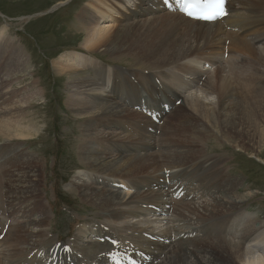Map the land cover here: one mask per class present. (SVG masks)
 Masks as SVG:
<instances>
[{
	"label": "bare ground",
	"instance_id": "6f19581e",
	"mask_svg": "<svg viewBox=\"0 0 264 264\" xmlns=\"http://www.w3.org/2000/svg\"><path fill=\"white\" fill-rule=\"evenodd\" d=\"M67 1L71 2L72 0ZM126 1L90 0L85 5L78 17L79 22L76 23L77 30L73 31L74 35L84 38L83 51L89 55L102 51L112 55L128 53L127 56H129L138 53V50L153 46L159 52V55L155 56L158 58L157 62L143 67L148 70L151 68L152 70H163L191 57L192 59L197 57L198 60L206 59L212 64L222 62L221 59L219 61V55L225 52V50L223 51L224 41L231 36L233 42L231 44L236 48L233 51L242 53L243 57L248 56L249 61L244 59H242L244 60L242 63L238 61L239 65L234 66L235 68L230 67L228 69L223 65L218 68L215 76L217 96H215L213 87L202 88L200 90L203 94L202 97L198 95V92L194 94L190 92L188 97H183L185 93L177 90L178 88L167 85L168 83L161 84L160 80L165 81L168 77V71H162L159 76H156L158 79H143L137 82V85L134 80V78L136 79L135 76L116 72L117 75L114 72L117 76L119 74L123 76V80L120 78V82H123L121 85L117 82L110 84L112 78L107 80L108 77L106 76L108 75L107 68L110 65L103 64L92 55L93 58L86 53L77 52L75 55L63 56L64 60L60 59L55 63L57 78H66V83L71 90L70 94L73 93L76 96L72 100L73 112L85 123V126L81 128V135L84 139L83 144L80 145L82 165L89 171L99 174L97 175L98 180L94 181L95 183H86L82 178H79L77 183V192L89 202L88 204L99 208L102 211L99 216L106 219V222L101 223L96 230L90 228V235L96 234L95 237L99 236L104 243L111 241L115 243L111 242L109 252L104 254L103 258L99 257L97 262L108 264L113 260L117 264L121 261H124L125 264H132V262L134 264H156L157 260L160 259L157 264H227L228 260L236 264H264V222L254 217L243 216L241 206L247 200L243 196L234 195L235 191L241 188L242 183L237 179L229 178L228 171H225L224 166H221L214 158L210 159V156H206L207 159L202 156L208 142L206 137H208L209 131L216 128L221 133L219 129L221 120L230 135L235 138L240 135L245 144L254 150L252 157L264 162V159L260 157V154L264 153V132L263 130L259 132L249 122V111L258 112L264 118V106L250 107L248 101L252 91L259 93L264 91V81L253 82V77L249 76L247 79V77L237 76L246 73V68L258 66L260 70L264 69V50L260 51L255 47V44L264 43V34L259 33L261 35L248 42L239 38L238 32H226L228 27L233 29V27L245 26L251 31L255 29L256 25L250 17H252L251 14H264V0H236L240 4L239 9L244 10L246 18L239 13L240 15L233 17L234 20L231 23L230 20L228 21L229 24H224V22L230 17L232 11L230 10V2L234 0L229 1L227 17L214 23H203L187 18L178 11L177 0H163L162 5H158L159 1L157 0H140L139 3L137 0L135 8L126 6ZM65 3L60 1L57 6ZM148 16L153 18L146 19ZM253 32L256 31L253 30L251 33ZM176 43L178 45L174 47L173 44ZM169 45V48L161 52ZM7 48H10L9 41L5 40V43L0 44V86L5 77L2 75L6 72L12 77L14 74L27 71L26 66L28 64L26 60L22 61V50L16 48L9 50ZM78 53L82 55H77ZM200 63L198 62V64ZM85 71L92 72L93 76ZM257 72L262 74L260 71ZM116 77L115 79H117ZM172 77L182 83L183 86H188V82H185L184 79L175 75ZM233 79L235 83L240 84L241 94L234 85ZM127 85L134 86L128 88ZM232 86L235 88L234 93H232ZM119 87L125 88L126 98L135 102L136 106L141 107L148 102L144 105L145 109H143L144 106L140 108L146 115H140L137 111L129 110L126 107L129 104L125 108L119 105ZM142 92H146L147 95L142 94L139 98L135 96ZM161 92L165 97L161 100L160 106L164 105V108L159 114H155L156 110L153 108L158 107V104H149L156 101L155 95ZM238 95L242 97L243 103L238 102ZM77 96L80 98L77 99ZM213 96L217 99L216 102L209 101V98L211 99ZM1 99L0 96V141L3 142L1 145L3 148L0 149V161L3 160V163L0 164V203L3 202V208L0 206V241L6 245L5 254L18 251L15 252L18 260L16 264H43L45 262H47L45 264H86L84 262L87 255L83 256L81 253H75L81 254V259L75 256L68 262L61 259L67 256L71 257L73 251L57 245L56 240L59 237L56 236V240L52 239L49 236L50 230L47 229V225L38 222L41 218L34 219L35 215L46 210L39 192L40 161L37 156L28 154L24 144L18 142L31 141L38 133L33 126L25 128L21 126L22 122L9 118L17 108H11L4 112L1 107ZM173 99L182 101V108L186 115L192 113L199 115L205 119L206 123L207 121L210 123L211 129L203 124L191 127L186 142L181 136V131L184 130L186 123L176 124L173 125L172 130L174 132L172 133L177 135L179 140L174 141V135L161 129L158 141L154 145L153 142L144 139L145 133H150L149 128L156 127L152 126L149 121L150 118L148 117V119L147 116L149 114L151 118L160 116L164 113L165 106H170L167 101L171 102ZM203 100H207V102ZM205 103H208L207 108L209 110H206ZM258 103L260 101H254V104ZM178 109L180 110V107ZM237 109L241 112H237ZM17 110L21 111L22 109ZM222 115L227 120L222 119ZM173 116L176 117L177 114L175 113ZM139 118H144L145 122L134 124L135 121L140 120ZM162 119L169 124L168 121L171 118L169 115L165 118L162 117L161 121ZM238 121H240V127H238ZM123 122L131 123L133 134L136 136L132 142L135 143L124 141L117 143L113 133L107 135L99 130L103 125L113 130L118 128L122 130L124 126L122 127L120 124ZM142 126L145 128H140ZM221 135L225 137L223 133ZM225 139L227 138L225 137ZM216 141L218 142V139ZM236 148L240 151H242L241 149L244 150L239 145ZM246 151L249 152V149ZM161 168H166L170 172L175 169L178 171L168 172L169 174L163 173L164 171L159 173ZM157 172L158 175H152L157 174ZM146 174L150 175L144 176ZM174 178L180 179L176 186H184V189L195 184V189L205 193L210 200L201 203L198 207H193L190 204H185L190 197L192 198L191 201L196 199L194 194H179L177 196L178 201L173 198L174 201L179 202L173 206L175 207L173 218L176 216L175 222L179 224H174L161 236L156 231H150L151 228L143 226L140 221L132 222L145 213L147 215L153 213L169 214L168 208L171 205L172 197L169 198L170 193L168 191L163 192L162 189L165 188L168 179L173 180ZM108 179L129 182L112 186L113 181L111 180L112 182L109 183ZM139 180H143V182H138ZM4 184L7 185L6 191H3ZM153 187L157 190H153ZM125 188L130 191L123 192L122 189ZM133 188L136 191L133 190L135 192L130 193ZM180 191L185 190L180 188ZM38 204L40 205L36 209ZM22 206H26L27 210L22 215H18L16 210L19 211ZM145 206L151 209L147 208V210ZM198 208L201 210L199 211ZM236 210L239 213H233ZM183 211L196 214V220H199L200 223L213 219L234 218L231 221L219 222L215 225L214 230L224 234V237L220 235L221 239L215 240L219 243L214 244V246H207L205 249L198 247L196 252L191 253L189 250L186 251L188 247L186 245L183 250H175V245H173V243L176 244V239L173 236L176 237L180 233H184L181 234L180 240L185 244V237L183 239L181 237L187 236L183 228H187L184 223L188 222L189 216L187 217ZM238 214L242 220L236 216ZM4 215H6V219L2 218ZM191 223L193 224V221ZM208 225L210 226H200V231H211L212 223H208ZM227 232L229 236L234 235V238L230 239ZM88 237L83 238L88 239ZM77 240H80V237ZM86 242H88L87 246L79 243L80 251L85 248L89 249L92 241ZM130 245L133 246V249L130 248ZM179 248L182 249V247ZM218 249H223L222 251H226V254L220 256ZM2 254L3 252L0 250V264H4L1 260ZM189 254L190 256L193 255L194 262L189 260ZM12 257V254L8 255V258L11 259ZM113 261L110 263L114 264Z\"/></svg>",
	"mask_w": 264,
	"mask_h": 264
},
{
	"label": "rangeland",
	"instance_id": "374dc122",
	"mask_svg": "<svg viewBox=\"0 0 264 264\" xmlns=\"http://www.w3.org/2000/svg\"><path fill=\"white\" fill-rule=\"evenodd\" d=\"M60 1H64L66 3L64 5L57 6V4ZM139 1L140 0H138V2L137 0H127L126 6L130 8H135V5H137ZM157 1L160 2V3L158 2V5H162L163 0L161 1L157 0ZM89 2L90 0H72L71 2H68L67 0H0V44L5 43L6 40L7 42L9 41L10 48L21 49L22 61L26 60L28 64L26 66L27 71L21 72L20 74H14L11 77L9 76V73L6 72V74L2 75V77L4 76L5 77L3 79V84L0 86V96L2 98L1 107L4 109L3 110L4 112L11 108L22 109L21 111H18L17 109L16 111L14 110L13 113H11V115L9 116V118H12L13 120H18V122L19 121L22 122L21 124L22 127L31 128L33 126L36 130L35 129L32 130H35L38 133L37 136H35V138L31 141L23 140L18 142L19 144H24L23 146L26 148V152L28 154L37 156V158L40 161L39 170L40 169L41 170H40L39 192H40V196L42 197V204L46 206V210L35 215L34 219L41 218L38 222L47 225L48 227L47 229H49L51 232V235L49 234V236L50 237L52 236L51 237L52 239L56 240L57 237H60V239L58 238L56 240L58 242L57 245H59V243L63 244L59 246L67 247L68 249L73 251L71 257L67 256L61 259L65 260L66 262H68L74 256L78 259H81L82 258L81 254H82L83 256L87 255L85 259L86 261L84 263L100 264L97 261L100 258H103L104 254L109 252V248H110L109 246L112 245L111 242L112 243L114 242L111 241V242L103 243L100 240L99 236L95 237L96 234L94 235L92 234L93 236L90 235V228H94L96 230L101 223L106 222V219L101 218L99 216V214L102 213V211L99 208L91 204H88L89 202L85 200V198L83 199L80 193L77 192V188H78L77 183L79 182V178L84 179L86 183L92 184L95 183L94 181L98 180L99 177L97 175L99 174H96L93 171H89L86 167H83L82 165L83 162L80 157V145L83 144L84 139L83 136L81 135L82 133L81 128L85 126V123L83 122L84 120H81L73 112L74 105L72 103V100H74L76 96L73 93L70 94L71 90L66 83L67 82L66 78L59 79L57 78L55 73L56 71L55 63L58 62L60 59L64 60L63 56L75 55V53L77 52L87 54V52L83 51L84 49L82 48L84 43V38L80 37L79 35H74L73 31L77 30L76 23L79 22L78 17L81 14L82 10L84 9L85 5L88 4ZM231 4L232 6L234 5L236 8H239L238 6H240L239 2H237L236 0L235 2L232 1ZM159 7L162 9L161 6ZM236 8H232V7L230 8V10H232L230 13V17H228V19L226 20V22H224V24H229V22L231 23V21L234 20L233 17L235 15H240L239 13L241 12H239V10H237ZM234 9L237 10V12L239 13L236 14ZM241 10L243 11L242 14L244 18H246L245 17L246 15L244 14V10L243 9ZM116 16L118 17V15ZM251 16L252 19H254L256 23L259 24L258 26L262 28L261 32L254 30L256 32L251 33L252 31L251 32L249 31V33L247 32L245 33L246 34L245 35L244 32H239L242 28L238 30L237 28L233 27L234 30L237 29L236 31H238L239 38L248 42L252 41L258 35L264 34L263 33L264 14H258V15L251 14ZM150 18L153 17L148 16L146 19H150ZM226 29H227L226 32L228 33L235 32L233 29H232L233 31L229 29V27ZM231 38L232 37L230 36L224 41L225 44L223 45L226 47L225 49L223 48V51L227 50L226 48H229V51L230 50L231 51L229 53V56L227 53L225 55L222 54L219 55V61L220 59L222 61L219 62V64L216 63L220 65L219 67H217L215 63L213 64L209 63L206 59L198 60L197 57L193 59L191 57L187 60L181 61L180 63L174 66H168L163 70H159V69L152 70V68L151 70H148L143 66L144 65L149 66L152 63L157 62L156 60L158 58H156L155 56L159 55V52L153 46H148L144 50H138V53L135 54L133 53L129 56H127L128 53L112 55L109 53H104L102 51H99L96 54H91V55L96 59H99V61L102 62L103 64L110 65V67L107 68L108 75H106L108 77L107 80H110L112 78V80H110V84L117 82L122 85L123 82H120V80L123 78V76H121V74L135 76L136 79L134 78V80L136 81V85H137V82L142 81L143 79H150V80L156 78L158 79V77L156 76H159V74L162 71L164 72L168 71L167 72L168 77H166L165 81L160 80L161 84L164 85L165 83H168L167 85H171L174 86L175 88H178L177 90L183 92V94L185 93L183 97H188L189 94L191 93L194 94L197 92L198 95L202 97L203 94H201L200 92L202 88L209 89L214 87V92H215V86H216L215 76L219 70L218 68H220L222 65L228 69L230 67L235 68L234 66H238L239 63L244 62V60L249 61L248 56L243 57L244 55L242 53L239 54L233 51L236 50V48H234L235 46H232L233 42L231 41L232 40ZM177 45L178 43L173 44L174 47H176ZM169 47L170 45L166 46L161 52H163L165 49ZM255 47L260 49V51L264 50V43L255 44ZM10 48L7 49L10 50ZM77 55H82V54L78 53ZM91 55H89V57L93 58ZM198 62L201 63L198 64ZM208 64L210 65V67H207ZM203 65H205L204 68ZM213 65H216L215 69H213L212 67ZM246 69H247L246 73L237 76L247 77V79L249 76L251 78L253 77L252 78L254 79L253 82L264 81V69L260 70L258 66L251 67L250 69L248 68ZM257 71H260L262 74H260ZM85 72L93 76L92 72H87V71ZM114 72L115 73L120 72L121 74L117 76L118 74L116 73L117 74L116 75ZM114 75H116L117 77ZM173 75L184 79L185 82H188V86H183L182 83H180L179 81L175 80L172 77ZM227 76L231 77L229 75ZM115 77L117 79H115ZM232 81L235 83L234 79ZM234 85H236L240 93V84L235 83ZM127 86L128 88H133L132 86L134 85H127ZM232 88H233L232 93H234L235 88L233 86ZM118 89H120V91L118 92L120 95V98L118 99V103L120 106L125 108V106L129 104L128 106H126L129 110L135 112L137 111V113H140V115H146L143 113V110H140V108L146 105L148 102L142 105L141 107H138L136 106L135 102H133L129 98L128 99L126 98L127 95L125 94V90H124L125 88L122 89L121 87H119ZM260 92L261 93L252 91V94L248 97L250 107L264 106V100H263L264 91H260ZM162 93L163 92L157 93L154 97L156 101L149 104V105L158 104V107L153 108V110H156V112H154L155 114H159L160 111H162L164 108V105L160 106L161 100L164 99L165 97ZM142 94L147 95L146 92H142L140 94L138 93L135 96L139 98V96ZM243 94H245V91H243ZM215 96H217V93L215 94ZM215 96L211 97V99L209 98V101L216 102L217 99H215ZM78 98L80 97L77 96V99ZM237 100L239 103H243L242 97L240 95L237 96ZM255 100L260 101V103L254 104ZM203 101L207 102V100H203ZM177 102L180 103L179 106H177L178 104ZM167 103L170 104L171 109L169 113L166 112L162 113V117L165 118L170 115L171 119L168 121L169 124H167L166 120L162 119L161 123L163 125L162 124L159 125L156 122H153L154 120L152 121L151 116H147V118L148 117L150 118L148 119L152 124V126H155L157 124L155 128H149L148 131H150V133L149 132H147L148 134L145 133L146 137L144 136V139H146L147 141L153 142V144L155 145V142L158 141V138L157 137L155 138V136L158 135L157 133L161 134V129H164L165 131H168V133L170 132L172 135H174L175 137L174 141L179 140L177 138V135L172 133L174 132V130L172 129H173V125L180 123H186L184 126V130L181 131V136H183V140L186 142L188 140V138L186 137L187 135L188 136L190 135L189 129L191 127L194 126L197 127L203 124L204 126L208 127V129H211L209 127L210 123H208V121L206 123L205 119L200 117L199 115L195 113L186 115L184 109L182 108L183 106L182 101L180 100L176 101V99H173L171 100V102L167 101ZM207 104L208 103H205L206 110H209L207 108L208 107ZM179 107L180 110L178 109ZM143 109H145V106L143 107ZM237 112H241V110L237 109ZM249 112H250L249 122L259 132H261V130H263L264 132V118L258 112H253V111H249ZM175 113L177 114L176 117L173 116ZM139 119L140 120L135 121L134 124H136L137 122H145L144 118H143L144 120L142 118ZM222 119L227 120L223 115H222ZM122 124H120L122 127L124 126L122 130H120L119 128L113 130L112 128L104 127V125L100 127L99 130H101L102 133L107 135L113 133L114 140L117 143H121L122 141L126 143L127 142L135 143L132 142L134 141V138H136V136L135 134H133L131 123L129 124L123 122ZM219 125H220L219 129L221 130V133H223L227 139H225V137H223L216 128L209 131V134L207 135L208 137L205 136L206 141H208L209 143L207 142L205 146L206 148L204 154L202 156L205 157L210 156L209 157L210 159L214 158L216 161H218L221 164V166H224L225 171H228L229 173L228 177L230 176L229 178L237 179L240 183H242V185L240 186L241 188H238L235 191L234 195L243 196L245 197V200H247L246 203L244 202L241 206V211L243 212V216L247 215L264 222V162H261L257 158L252 157L254 150L251 149L247 144H245L243 138L240 135L239 137L236 136V138L233 135H230V132H228V130L225 129L224 124L221 120ZM238 127H240V121H238ZM140 128H145V127L142 126ZM151 132L154 133L153 137L155 140L154 139L150 140L152 139V136H150L152 135ZM216 139H218V142L216 141ZM186 142L184 143L187 144ZM2 143L3 142L0 141V149L3 148L1 146L3 145ZM237 145L244 148V150L243 149H241L242 151H240V149L238 150L236 148ZM96 146L97 144L95 145V147ZM247 149H249V152L246 151ZM260 157L264 159V153L260 154ZM2 163L3 160L0 161V164ZM161 169L162 170H160L159 173H162V171H164L163 173L165 172L168 173V171L169 173H171L170 170H167L166 168L165 169L161 168ZM174 171H178V170L175 169ZM159 173L157 172V174H152V175L156 176ZM17 174L20 175L18 172ZM149 175L150 174H146L144 176H149ZM111 180L112 179H108V182L111 183L113 181L112 186H114V184L117 185L119 183L129 182V181L119 182L118 181L119 179L112 181ZM179 180L180 179L174 178L173 180L168 179L166 181V184L167 182L169 184L172 183V187H171L172 190L168 191L171 195L169 196V198L172 197L170 204H172L173 214L171 216L165 217L159 213L158 214L153 213L154 215L153 214L147 215V213H145L143 214V216L132 220V222L140 221L143 223V226H148L149 229L151 228L150 231H154V232L156 231L158 232V234H162V232H164L165 230L167 231L171 226H174V224L175 225L179 224L178 222H175L176 216H174L173 218L175 212L174 211L175 207L173 206L179 203L177 202L178 201L177 196L179 194L196 195L195 200L191 201L192 198L190 197L188 198V201L185 204V205L190 204L193 207L194 206L198 207L201 203L210 200V198L207 197L205 193H203L202 191H198V189H195L196 188L195 184L192 187L189 186L187 189H184V186L181 187H179L180 185L176 186ZM140 181L143 182V180H139L138 182ZM6 187L7 185L4 184L3 191H6ZM180 188L181 190H185V191L181 192ZM133 190H135V188H133L130 193L136 191ZM122 191L128 192L130 190L125 188L122 189ZM173 198L177 201H174ZM39 205L40 204H38L35 208L37 209ZM0 206L1 208H3V202L0 203ZM147 207L148 206H145V209ZM172 208L171 207L169 208L168 211L169 214L167 215H170ZM26 210H27L26 206H22L19 211L16 210V213L18 215H22ZM198 210L200 211L201 209L198 208ZM183 212L187 215V217L189 216L190 219L193 218V220H190L188 218L187 219L188 222L184 223L185 227L187 228H183V230L186 231L185 234H187V236H182L181 239L185 237V244L182 240H180L181 234L184 233H180V235H177L176 237L173 236V238L176 239V244L173 245H175L174 247L175 250L177 249L183 250L184 246L186 245V247L188 246L186 248L187 249L186 251L189 250V252L191 253L196 252V249L198 247L200 248L203 247L205 249L207 246H214V244L219 243L218 241L215 240L218 238L221 239V236L224 237V234H222L220 231L214 230L215 225L219 222H226L228 220L231 221L234 218L233 217L226 220L213 219L208 222L200 223L199 220H196L197 219L196 214L194 215L187 211H183ZM237 212L238 210H236V212L234 211L233 213L237 214ZM42 214L44 215L38 217ZM6 215H4L2 218L6 219ZM236 216L239 217V220H242L240 214ZM192 221L193 224L191 223ZM208 223H212L213 226L212 230L201 232L199 227L203 225H206L205 227H209L210 225H208ZM227 235L230 239L234 238V235L229 236V233ZM87 236H89L88 239L83 238ZM79 237L80 240L84 241L85 243L81 242L80 240H77L79 239ZM86 241H92L90 243L89 249L85 248L83 251H80V249L78 248L79 243L86 244L87 246L88 242ZM5 247L6 245L0 241V250L3 252L1 256V260L3 261L4 264H16L18 260L15 256V252L17 253L18 251H13L9 253L13 255V257L10 259L8 258L9 254L7 255L5 254ZM179 247H182V249H180ZM130 248L133 249V246L130 245ZM218 250L220 256H222V254H226V251H222L223 249H218ZM75 253H81V254L77 255ZM188 256H189V260H191L192 262L195 261L193 255L190 256L189 254ZM226 263L236 264L235 262L233 263V261L230 260H228V262ZM119 264H125V263L124 261H121L119 262ZM132 264L134 263L132 262Z\"/></svg>",
	"mask_w": 264,
	"mask_h": 264
},
{
	"label": "snow or ice",
	"instance_id": "6c2138e0",
	"mask_svg": "<svg viewBox=\"0 0 264 264\" xmlns=\"http://www.w3.org/2000/svg\"><path fill=\"white\" fill-rule=\"evenodd\" d=\"M178 2H181V0H178ZM191 3L193 5H196L197 9H199L201 5V0H191ZM207 4L210 6L212 10L211 11H208L207 9L203 10L202 14L199 15L198 18L203 19L205 21H212L227 15V11L225 8L226 0H207ZM184 10L187 12V15L189 17L195 15V11L189 10L188 7H186Z\"/></svg>",
	"mask_w": 264,
	"mask_h": 264
}]
</instances>
